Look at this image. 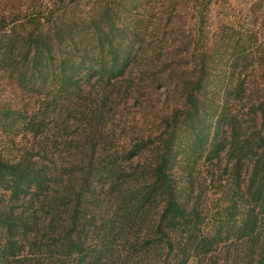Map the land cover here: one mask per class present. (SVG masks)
Returning <instances> with one entry per match:
<instances>
[{
	"label": "trees",
	"instance_id": "1",
	"mask_svg": "<svg viewBox=\"0 0 264 264\" xmlns=\"http://www.w3.org/2000/svg\"><path fill=\"white\" fill-rule=\"evenodd\" d=\"M224 6L263 43L213 38ZM263 9L0 0V72L25 95L0 99V264H264V101L243 128L208 89L223 57L264 64ZM235 83L223 99L252 81Z\"/></svg>",
	"mask_w": 264,
	"mask_h": 264
},
{
	"label": "rangeland",
	"instance_id": "2",
	"mask_svg": "<svg viewBox=\"0 0 264 264\" xmlns=\"http://www.w3.org/2000/svg\"><path fill=\"white\" fill-rule=\"evenodd\" d=\"M237 7V2L234 3V8ZM233 8V9H234ZM233 9H226L224 7H215L211 13V27H210V35L214 38L217 37L220 40H224V45L230 44L233 48L239 50L241 47L237 44H241L248 37L249 30H256V38L258 39V44H262V29L259 27L261 23V19H259L256 25L250 24L249 20L244 17L241 12H237ZM264 11V9H263ZM264 20V19H263ZM243 25V26H242ZM231 26H235L238 30V35L233 37V34L230 32ZM242 26V28H240ZM241 39V40H240ZM264 49V45H263ZM233 53V52H232ZM230 50L228 54H232ZM237 55V54H236ZM228 56L223 57L221 75L224 79L215 78L208 86L209 90H212L215 85L219 84L221 88V102L227 105V109L238 116L243 128H251L254 126L253 120L254 115L251 112L252 105H257L264 101V64L262 60L256 61L255 59L250 62H244L239 59L240 56H244V54L238 56ZM236 56V57H235ZM252 68H254L252 70ZM0 72V99L3 98L5 100H12L13 104L16 107H23L24 102L22 101L25 97L21 89H14L12 86L8 85L6 82V77L2 75ZM237 80L243 81H252L249 91L245 93L244 96H241L238 99H223L225 91L228 88V81L231 83H235ZM238 83H235L236 85ZM163 99V98H162ZM26 108L30 111L33 107V99L28 100ZM212 125L213 121L211 120ZM257 124L260 123L259 116L257 118ZM226 128V127H225ZM227 129V128H226ZM226 129H221L220 134L225 135ZM213 134V132H212ZM228 135V132L226 133ZM17 141V140H16ZM181 157V155H180ZM214 164L217 162L215 160L212 161ZM221 167H223L225 163V159H221ZM221 169L215 170V177L218 176V172L220 176ZM246 171V167H244L243 173ZM247 173V172H246ZM216 197L212 194H208L205 198L206 203L209 208H212Z\"/></svg>",
	"mask_w": 264,
	"mask_h": 264
}]
</instances>
